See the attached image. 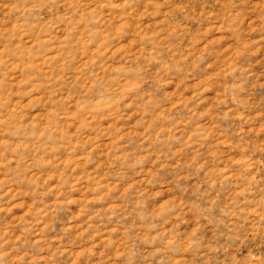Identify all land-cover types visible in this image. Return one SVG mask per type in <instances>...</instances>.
Segmentation results:
<instances>
[{"label":"rangeland","instance_id":"374dc122","mask_svg":"<svg viewBox=\"0 0 264 264\" xmlns=\"http://www.w3.org/2000/svg\"><path fill=\"white\" fill-rule=\"evenodd\" d=\"M0 264H264V0H0Z\"/></svg>","mask_w":264,"mask_h":264}]
</instances>
